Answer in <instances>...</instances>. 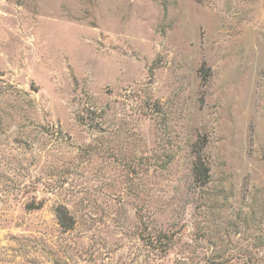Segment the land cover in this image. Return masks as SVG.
<instances>
[{
  "label": "rangeland",
  "instance_id": "rangeland-1",
  "mask_svg": "<svg viewBox=\"0 0 264 264\" xmlns=\"http://www.w3.org/2000/svg\"><path fill=\"white\" fill-rule=\"evenodd\" d=\"M0 264H264V0H0Z\"/></svg>",
  "mask_w": 264,
  "mask_h": 264
},
{
  "label": "trees",
  "instance_id": "trees-1",
  "mask_svg": "<svg viewBox=\"0 0 264 264\" xmlns=\"http://www.w3.org/2000/svg\"><path fill=\"white\" fill-rule=\"evenodd\" d=\"M201 176H202V182H205L206 181V179H207V170H206V168H205V166H203L202 165V167H201ZM63 226H65V227H69V226H67V225H65V224H63Z\"/></svg>",
  "mask_w": 264,
  "mask_h": 264
}]
</instances>
